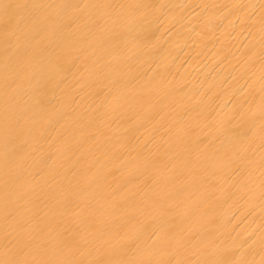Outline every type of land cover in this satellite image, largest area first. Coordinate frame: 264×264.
Wrapping results in <instances>:
<instances>
[{"label": "bare ground", "instance_id": "6f19581e", "mask_svg": "<svg viewBox=\"0 0 264 264\" xmlns=\"http://www.w3.org/2000/svg\"><path fill=\"white\" fill-rule=\"evenodd\" d=\"M0 264H264V0H0Z\"/></svg>", "mask_w": 264, "mask_h": 264}]
</instances>
